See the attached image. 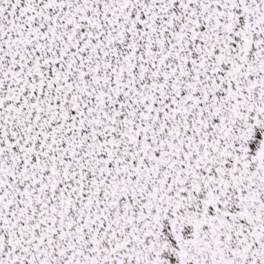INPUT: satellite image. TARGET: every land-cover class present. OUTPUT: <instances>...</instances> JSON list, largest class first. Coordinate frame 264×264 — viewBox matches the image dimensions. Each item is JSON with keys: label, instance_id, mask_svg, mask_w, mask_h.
Segmentation results:
<instances>
[{"label": "snow or ice", "instance_id": "6c2138e0", "mask_svg": "<svg viewBox=\"0 0 264 264\" xmlns=\"http://www.w3.org/2000/svg\"><path fill=\"white\" fill-rule=\"evenodd\" d=\"M0 264H264V0H0Z\"/></svg>", "mask_w": 264, "mask_h": 264}]
</instances>
